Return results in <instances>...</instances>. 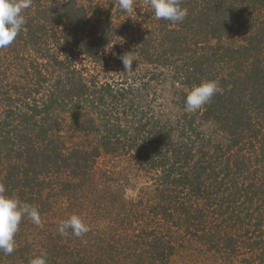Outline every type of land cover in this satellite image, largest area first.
<instances>
[{
    "label": "trees",
    "instance_id": "trees-1",
    "mask_svg": "<svg viewBox=\"0 0 264 264\" xmlns=\"http://www.w3.org/2000/svg\"><path fill=\"white\" fill-rule=\"evenodd\" d=\"M103 1L32 0L0 48V183L41 216L22 220L0 264L41 251L48 264H264V0H182L176 24L146 0L118 11L145 26L126 46L136 59L178 85L219 83L203 106L221 132L211 148L77 69V46L99 59ZM73 214L89 226L82 237L58 231Z\"/></svg>",
    "mask_w": 264,
    "mask_h": 264
},
{
    "label": "rangeland",
    "instance_id": "rangeland-1",
    "mask_svg": "<svg viewBox=\"0 0 264 264\" xmlns=\"http://www.w3.org/2000/svg\"><path fill=\"white\" fill-rule=\"evenodd\" d=\"M102 7H105L109 17L107 23L103 24L106 26V35L103 34L101 39L96 40L95 51H98L99 59L93 60L85 54L87 48H90L88 44L83 47L77 46L71 54L70 48H65L62 53L70 54L69 57L74 58L77 69L86 74V79L89 81H95L98 86L108 83L119 91L123 90L122 93L125 94V97L135 99L148 116L153 115L152 117L159 118L172 127H186L188 134L195 139V142L198 141V147L211 148V145L216 140H220L221 136L219 126L213 122L216 121L215 115L212 114L215 112H206L204 107L195 112L185 111L186 95L192 86L190 84L178 85L175 82L176 78H172L168 70L150 66L140 59H136L135 48L126 47L130 41L136 43L139 40L140 34L143 35L142 30L145 26L140 24L139 32L131 30L127 26L122 12L118 15L119 0H105L102 2ZM102 11L104 10L100 12ZM98 16L101 17L99 14ZM98 16L94 12L90 17V22ZM90 38L93 40V37ZM129 52L133 53V66H135L133 68H136V62H140V66L124 73L121 57ZM11 81L13 80L11 79ZM97 91H99L98 88L97 94L94 95L95 99L99 97ZM102 109L105 111L104 107ZM219 113L221 112L219 111ZM244 146L248 145L245 144ZM258 165L252 162L251 167L257 168ZM127 195L131 197L132 194L128 193Z\"/></svg>",
    "mask_w": 264,
    "mask_h": 264
},
{
    "label": "clouds",
    "instance_id": "clouds-1",
    "mask_svg": "<svg viewBox=\"0 0 264 264\" xmlns=\"http://www.w3.org/2000/svg\"><path fill=\"white\" fill-rule=\"evenodd\" d=\"M136 0H119V9L132 14ZM157 20L169 21L173 24L182 23L188 15V9L182 7V0H146ZM32 0H0V48L11 45L21 33L26 21L24 10L31 6ZM124 73L132 70L133 53L121 57ZM220 91L219 83L215 80H204L193 85L185 99V111L195 112L207 105ZM24 218L35 224H40L41 216L38 208L22 202L18 196L8 195L4 184L0 183V251L10 255L15 250V236ZM71 230L72 235L82 237L89 231V226L81 216L73 214L67 220L61 221L59 233L66 235ZM29 264H48L47 252L32 258Z\"/></svg>",
    "mask_w": 264,
    "mask_h": 264
}]
</instances>
